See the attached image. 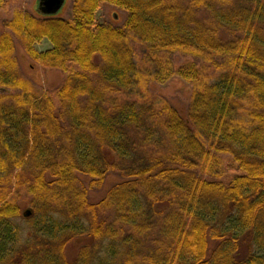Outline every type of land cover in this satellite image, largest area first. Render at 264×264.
<instances>
[{
    "label": "trees",
    "instance_id": "16d2710c",
    "mask_svg": "<svg viewBox=\"0 0 264 264\" xmlns=\"http://www.w3.org/2000/svg\"><path fill=\"white\" fill-rule=\"evenodd\" d=\"M104 5L122 26L96 21ZM12 13L0 34V264H264V0ZM16 40L64 83L38 93ZM174 77L192 87L185 117L151 92ZM110 173L121 180L91 202L83 179L99 188Z\"/></svg>",
    "mask_w": 264,
    "mask_h": 264
},
{
    "label": "rangeland",
    "instance_id": "374dc122",
    "mask_svg": "<svg viewBox=\"0 0 264 264\" xmlns=\"http://www.w3.org/2000/svg\"><path fill=\"white\" fill-rule=\"evenodd\" d=\"M39 1L12 0V3L7 11H0V34L4 31V23L11 19L13 9L22 8L23 11L36 15V11L39 9ZM72 3L73 0H66L64 6L56 16L65 20L72 19ZM125 19L126 14L122 10L110 5H104L96 14V21L98 23H111L119 27L123 25ZM35 49L38 52L43 53L52 49V46L47 40H44L41 43L36 44ZM138 53L140 52L138 51ZM15 57L19 66V75L32 81L38 93L41 94L48 90L57 89L64 83L65 75L61 71L42 69L34 65V63L25 54L22 45L18 40H16ZM185 62L186 59L182 57H177L175 59L176 66H180ZM151 92L154 95L169 101L176 109H178L181 115L184 117L186 116L192 92L190 84L179 77H174L166 84L152 85ZM120 180L121 176L119 174L110 173L101 187L91 188L90 179H83L85 185L89 189V199L93 203L102 200L106 196L107 191ZM21 208L22 217L14 221V224L15 227L20 230L22 237L20 242L24 244L25 239H27L29 235L27 218L31 217L32 211L26 202L21 203ZM81 241L82 239H78L69 246L68 252L70 255H75Z\"/></svg>",
    "mask_w": 264,
    "mask_h": 264
},
{
    "label": "water",
    "instance_id": "95a60500",
    "mask_svg": "<svg viewBox=\"0 0 264 264\" xmlns=\"http://www.w3.org/2000/svg\"><path fill=\"white\" fill-rule=\"evenodd\" d=\"M65 2L66 0H40L38 11L45 15L55 16L62 9Z\"/></svg>",
    "mask_w": 264,
    "mask_h": 264
}]
</instances>
